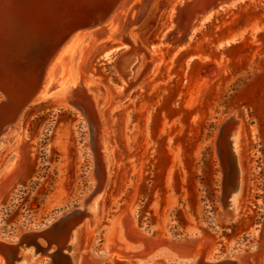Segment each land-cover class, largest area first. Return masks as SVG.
Returning a JSON list of instances; mask_svg holds the SVG:
<instances>
[{
    "label": "rangeland",
    "instance_id": "obj_1",
    "mask_svg": "<svg viewBox=\"0 0 264 264\" xmlns=\"http://www.w3.org/2000/svg\"><path fill=\"white\" fill-rule=\"evenodd\" d=\"M113 5L112 0H0V61L15 73L33 69L38 59L32 48L40 41L42 51H56L50 67L63 53L61 68L54 67L62 71L52 79L61 87L54 90L67 86V67L82 70L94 95L104 99L97 112H89L99 130L98 161L101 165L104 145L110 160L94 228H87L84 210L48 231L54 241L51 256L43 239L42 247L13 248L7 242L83 204L97 182L86 116L50 95L29 101L0 133V241L11 247L15 264L26 255L32 264H192L186 252L198 244L201 249L211 245L212 260L239 253L248 259L262 256L264 0H121L104 23L115 24L117 35L96 42L103 32L90 24ZM84 11L93 21L68 38L72 15ZM47 12L59 16L50 18ZM57 31L68 38L60 50ZM76 35L82 41L72 53L69 44ZM149 54L157 59L152 69ZM137 58L141 64L128 76ZM47 72H41L44 81ZM0 90L11 98L8 85ZM3 97L0 91V106ZM232 112L245 135L250 185L240 217L230 222L221 214L216 140ZM4 125L0 116V132ZM230 138L237 152L236 131ZM226 140L231 170L234 148ZM83 217L85 236L78 248L71 241L69 250L66 240ZM191 235L201 241L187 242ZM111 255L119 263L111 262ZM0 264H8L2 254Z\"/></svg>",
    "mask_w": 264,
    "mask_h": 264
},
{
    "label": "bare ground",
    "instance_id": "obj_2",
    "mask_svg": "<svg viewBox=\"0 0 264 264\" xmlns=\"http://www.w3.org/2000/svg\"><path fill=\"white\" fill-rule=\"evenodd\" d=\"M98 23H100V21ZM106 23H108V22L106 21ZM114 25L115 24H113V26L110 25L108 27V26H106L105 24L102 23V25L98 24V26H96V27L94 26L95 28H98L97 30L102 31L103 32L102 34L104 36V37H101L100 39L96 40V42L103 41L105 39H108V40L114 39V37L117 35V29L114 28L115 27ZM77 37H78V35L73 37L71 39V41H70V44H69V49H70V51L72 53L75 51V49L78 46H80L79 43H81V42L79 40L82 41V39H79L78 41H76ZM91 37L93 38V41H95L94 40L95 38L92 35H91ZM77 42H79V43H77ZM67 48L68 47H66V49ZM81 50H82V47H81ZM62 56H63V53L55 60V63L53 64L52 67H50L51 65H48L49 66L48 67V72H47V76L48 77L44 81L43 89L39 93H37L32 98V100L35 101V100L44 99V98H46L47 96L50 95L51 97H54L57 101H59L61 103H64V104H71L76 109H78L80 112H82L86 116V118L89 120V123H90V125H91V127L93 129V139H92L91 145H92V148L94 149V152H95L97 160H98V152H97V149H96V147H97L96 143H97V139L99 137V130H98V126L96 124V121H94L92 119L89 111L90 110H94L95 112H97L96 111L97 105L103 103L104 99L103 100L99 99L97 95H94V93L92 92L93 88L90 89V87L87 85V83H86V81H85V79L83 77L82 70H80L79 73H77V72L75 73L72 69L70 71H68V67L65 69V71H63V72H66L65 74L68 75V77H67V82H68L67 86L65 88L63 87L61 89L58 88V90H54L56 87H61V85H56L55 86L54 85L55 83H53L52 79L57 74V72H59V71L61 72L62 71V70H58L57 72H55L56 69H54V67L56 68L57 66L60 65ZM149 58H150L149 59V63H150L149 64V66H150L149 69H152L154 67V64L157 61V59L153 58L151 56V54H149ZM140 61H141L140 58H137V59H135L133 61L132 66L127 70V73H128L127 75L128 76L134 74L133 72L136 71L138 66L141 64ZM127 75H126V77H127ZM140 77H141V75H140ZM79 78H80V80H78ZM128 80H129V78H128ZM126 92H127V90H126ZM234 116H235L234 120L226 122V130H225V132L222 135L217 136V140L220 142V151H221V154H222V159H223V162H224V164L226 166V171L227 172L230 169H229V165L226 162L225 147H228L227 146L228 141L227 140L225 141V139L229 138L230 147H231V149L234 148V150H232V154H233V156L235 158L236 167L234 169L235 172L233 171L232 172L233 174L231 173V180H233V182L235 184L233 185L234 186L233 187L234 188L233 191L228 193L227 197H226V210L228 212L227 213L228 214V218L227 219L224 218L226 221H230V222H233V221L237 220L240 217L239 216V212L242 209L241 208V202H242V200H244L246 198L247 190H248V187L250 185V180H249V178H250V169L248 167V164L244 160L245 159V155H244L245 152H244L243 146H244V143H245V135H244L243 131L240 129V123H241L240 120L241 119L236 116V112H234ZM235 131H236V145L238 147L237 152L235 150L234 144L232 146V140L234 141V139L230 138L232 136V134L235 133ZM103 148L104 149H103L102 154H101L102 155V157H101L102 164L100 165V162L98 161V164H97L98 166H97L96 175H95L96 179L99 180V185L97 186L96 191H95V193L93 195H90V196L88 195L86 197L87 201H88V205H87L86 208H84L79 213V215H80V214H82L84 212V210L88 211L87 212V216H89V218H90V225H91L90 227L89 226L87 227L89 229L94 228V226H95V224H96V222L98 220V216H99L98 215V212H99L98 199H99V197H100V195L102 193V190H101L100 186L102 184H104V180L108 176V173H109V166H110L109 155L107 153V149H105V145L103 146ZM83 205H84V203L82 204V206ZM224 215H226V213L223 214V216ZM84 218L85 217H83L80 221H78L74 225V227L71 229L70 234H69V236H68V238L66 240L67 244H66L65 248L69 247V250L72 249L71 248V244H69L71 241H73L74 249L78 248L80 246V244L82 242V239L85 236V230H84L85 222H83ZM71 219H76V218H68L64 222L58 223L56 227H53L50 230L57 229V228L61 227L63 224H65L66 222L70 221ZM48 231H46V233H45V236L47 238H49L48 234H47ZM1 238L2 237L0 236V239ZM186 241L187 242H191V243H199L201 241V238H199L198 236H195V237L189 238ZM8 244H10V243H8ZM8 244L3 243V242L0 241V252L3 253L2 254L3 256H5V258L7 259L8 264H15L14 254L12 252L11 247ZM200 245L201 244H198L197 247H195L194 249H191V252H189V253L186 252V254L190 255V258H191L190 260H191L192 264H206V263H209L211 261V258L208 257V253H209V251L211 249V245H206L203 249H201ZM180 249H183V248L181 247ZM20 252H21V250H20ZM48 254H50V253H48ZM251 256L259 257L260 264H263L261 261H262V258L264 257V249H263V255L262 256L257 255V254H253ZM115 258H116V256L111 255V262L119 263V261H115ZM32 262H33L32 256L26 255L23 258L22 264H32ZM102 264H109V262H107L105 260V261L102 262ZM120 264H129V262L128 261H122V262H120ZM159 264H165V263H159Z\"/></svg>",
    "mask_w": 264,
    "mask_h": 264
},
{
    "label": "water",
    "instance_id": "obj_3",
    "mask_svg": "<svg viewBox=\"0 0 264 264\" xmlns=\"http://www.w3.org/2000/svg\"><path fill=\"white\" fill-rule=\"evenodd\" d=\"M120 1L121 0H112V4L114 3V5L112 7H110L111 9L108 11L109 12L108 15H106L105 17H102V18L100 16L99 17L100 23H98L99 21L98 22L95 21V22H92L90 24V26L96 27V26H98V24H100V25H102V23L104 24L106 22L107 17H109L110 13H113V9L115 8V5L118 4ZM49 2L50 1L45 3V8H47V9L50 5ZM46 5H47V7H46ZM51 14L53 15L52 12H49L47 16L50 18H52V17L57 18L59 16L58 13H55L54 16H52ZM72 16L73 17L70 20L68 26H66L67 27L66 32H67V30L68 31L70 30L68 38L76 30L84 29L85 27H87L85 24L86 21H90V22L93 21V20H90V18H88L92 15L86 11L80 12L79 14L72 15ZM57 34L59 36L61 35L59 37L60 39L57 38V41H55V43H58L59 40L61 41V42H59L60 46L58 48V50H60L65 45V42H66V40H68V38H67V36L62 38V34L60 31H57L55 33V35H57ZM41 44L42 43L40 41H37L32 48V50H33L32 52L37 55L35 57V60L37 61V59H38V63L33 66V69H30L29 67H27V68L25 67L22 69V72L15 73L12 71V69L9 67V65H7L8 66V68H7L6 64H4L2 61H0V87L4 86V85H8L10 90L12 91L11 92V94H12L11 98H9L2 90H0L4 95V97L2 98L1 106H0V116L2 117V119H4V124H5L4 130L1 129L0 133L4 132L5 129H7L8 127H11L14 124V122L16 121V119L18 118V116L20 115L22 110L25 108V106L28 104V102L31 101L32 98L43 89L44 77H42L43 75L41 72L48 68L47 66H48V64L50 65V63L52 62L56 51H53L52 47H47V48H45L46 51L45 50L42 51ZM38 54H39V56H38ZM24 58L26 59V57H24ZM36 70H37V72H36ZM25 75H27L28 77L25 78ZM14 89H15V91H13ZM234 117H235L234 112L230 113L229 115H227L225 117V121L222 122L219 126L217 136L222 135L225 132L226 122L234 120ZM90 130H91V139H90V144H91L92 139H93V129H92L91 125H90ZM92 150L94 152L93 148H92ZM216 152H217V156H218V159L220 162V170L222 172L221 197H220L221 202H222L221 214L223 217V214L226 213V215H224V218L227 219L228 218V214H227L228 212L226 210V197H227V194L230 193L231 191H233V189H234L233 185L235 183L233 182V180H231V173L234 171V169H231L228 172L226 171V166L223 162L222 154L220 151V142L218 140H216ZM94 155H95L94 172L96 174V170H97V166H98L97 165L98 160H97L95 152H94ZM229 173H230V175H228ZM96 180H97L96 186L88 194L89 196L93 195L95 193L96 188L99 185V180L98 179H96ZM86 197L84 198L85 200H84L83 206L81 203L79 207L72 209L70 212H68L67 214H65L64 216H62L61 218H59L57 221L53 222L49 226L42 228V229L27 230V231L21 233L15 242H8V243H10L11 246L15 249H20V247L23 244H25L26 246L30 245V244H34L35 247H38V246L41 247L39 245L40 244L39 241L43 239L48 244V248L46 249L45 252L49 253L48 250L54 244V241L45 236L46 231L50 230L53 227H56L58 223H62L68 218L78 217L79 213L84 208H86L88 205V201H87ZM195 236H198V235H191L189 238L195 237ZM0 254H3V253L0 252ZM50 254H48V255H50ZM261 262L264 264V257L262 258ZM206 264H260V262H259V257H257V256H252V257H250V259H248L242 253H239V254H235V255L228 254V255H225V256L218 258V259H215V260L211 259V261L209 263H206Z\"/></svg>",
    "mask_w": 264,
    "mask_h": 264
},
{
    "label": "trees",
    "instance_id": "obj_4",
    "mask_svg": "<svg viewBox=\"0 0 264 264\" xmlns=\"http://www.w3.org/2000/svg\"><path fill=\"white\" fill-rule=\"evenodd\" d=\"M181 214V211H178ZM235 226V225H234Z\"/></svg>",
    "mask_w": 264,
    "mask_h": 264
}]
</instances>
